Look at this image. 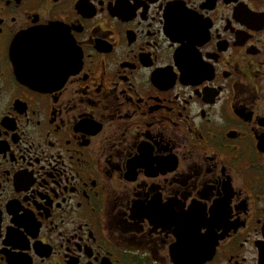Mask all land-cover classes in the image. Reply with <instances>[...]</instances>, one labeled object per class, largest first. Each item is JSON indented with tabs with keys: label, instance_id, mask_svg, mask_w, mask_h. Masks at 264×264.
<instances>
[{
	"label": "flooded vegetation",
	"instance_id": "flooded-vegetation-1",
	"mask_svg": "<svg viewBox=\"0 0 264 264\" xmlns=\"http://www.w3.org/2000/svg\"><path fill=\"white\" fill-rule=\"evenodd\" d=\"M0 264H264V0H0Z\"/></svg>",
	"mask_w": 264,
	"mask_h": 264
}]
</instances>
